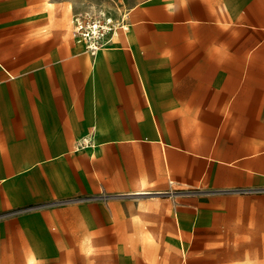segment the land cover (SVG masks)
<instances>
[{
    "label": "crops",
    "instance_id": "crops-1",
    "mask_svg": "<svg viewBox=\"0 0 264 264\" xmlns=\"http://www.w3.org/2000/svg\"><path fill=\"white\" fill-rule=\"evenodd\" d=\"M40 9L0 0V264H134L67 245L85 227L126 235L133 207L182 245L195 205L151 199L264 187V0H138L94 55Z\"/></svg>",
    "mask_w": 264,
    "mask_h": 264
},
{
    "label": "rangeland",
    "instance_id": "rangeland-1",
    "mask_svg": "<svg viewBox=\"0 0 264 264\" xmlns=\"http://www.w3.org/2000/svg\"><path fill=\"white\" fill-rule=\"evenodd\" d=\"M31 1H36V6L41 7L39 10L41 12L57 13L53 16L57 19L56 28L58 29V24H60V29L66 28L71 38L74 35L75 39H78L74 32L72 17L74 14L80 13L87 19L98 20V25L103 27L102 29L109 25L112 26L113 38L115 39L123 36L122 31L127 25L129 8L138 0ZM108 36L109 33L104 32L101 38L104 39ZM79 43L84 46L83 42L80 41ZM88 53L90 52L88 51ZM40 182L44 184L45 181L41 180ZM161 195L160 198L150 201L172 205L179 199L180 204L192 203L195 205V208L186 206L190 212L187 215L189 219L185 220V226L180 216L182 245L175 241L174 228L147 226L148 223L160 225L161 220H156V217L161 215V212H150L149 217L151 219L146 221L140 217L138 209L135 210L133 207L131 211L133 226L125 229L126 235L124 229H116V232H113V229L107 226L74 229L77 230L76 233L82 231L81 241L67 245V249L75 250V247H78L85 253H92L95 251L93 240L96 239L100 244L101 251L105 252L101 254L105 255L104 258H108L109 253L119 248L131 252V261L134 264H264V187L253 191L235 189L226 191L224 195H219L216 191L199 189L181 191L176 197H171V193L168 192ZM132 196L134 203L139 202L140 195ZM246 196L252 197L258 202L250 203L251 198L245 202ZM85 198L89 197H75L68 202L80 203L86 201ZM210 204L212 206L211 212L208 210L204 213V207ZM47 207L48 205L42 203L33 205L29 209L46 211ZM21 209L18 213L29 210L27 207ZM172 214L173 212H171V216ZM159 240L163 242L158 243ZM195 240L211 241L198 243ZM146 241H156V243H146ZM144 245L149 248L151 254L142 258L141 252ZM78 248L77 250H79ZM153 248H155L154 251ZM182 248L185 254L184 261Z\"/></svg>",
    "mask_w": 264,
    "mask_h": 264
},
{
    "label": "built area",
    "instance_id": "built-area-1",
    "mask_svg": "<svg viewBox=\"0 0 264 264\" xmlns=\"http://www.w3.org/2000/svg\"><path fill=\"white\" fill-rule=\"evenodd\" d=\"M72 23L74 32L77 35V41H81L84 44V48L91 54L96 53L98 50L105 48L111 43L114 30L112 26H107L102 29L98 25V20L86 18L84 15L77 13L72 17ZM123 26V25H121ZM125 27V26H124ZM108 32L109 36L102 39V33ZM94 145L93 132L83 135L75 140V148L81 149L86 147H92Z\"/></svg>",
    "mask_w": 264,
    "mask_h": 264
}]
</instances>
